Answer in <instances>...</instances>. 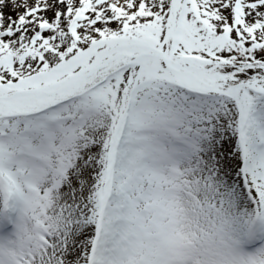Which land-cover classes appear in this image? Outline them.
I'll list each match as a JSON object with an SVG mask.
<instances>
[{
    "label": "snow or ice",
    "instance_id": "snow-or-ice-1",
    "mask_svg": "<svg viewBox=\"0 0 264 264\" xmlns=\"http://www.w3.org/2000/svg\"><path fill=\"white\" fill-rule=\"evenodd\" d=\"M0 264H264V0H0Z\"/></svg>",
    "mask_w": 264,
    "mask_h": 264
}]
</instances>
